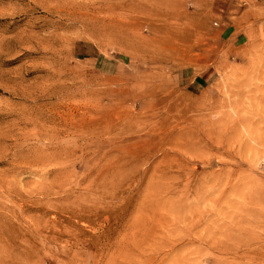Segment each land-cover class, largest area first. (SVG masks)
<instances>
[{
    "label": "rangeland",
    "instance_id": "rangeland-1",
    "mask_svg": "<svg viewBox=\"0 0 264 264\" xmlns=\"http://www.w3.org/2000/svg\"><path fill=\"white\" fill-rule=\"evenodd\" d=\"M0 264H264V0H0Z\"/></svg>",
    "mask_w": 264,
    "mask_h": 264
}]
</instances>
